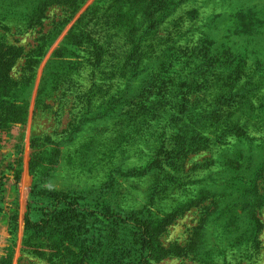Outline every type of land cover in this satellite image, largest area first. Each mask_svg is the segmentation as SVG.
I'll return each instance as SVG.
<instances>
[{"label": "trees", "instance_id": "obj_1", "mask_svg": "<svg viewBox=\"0 0 264 264\" xmlns=\"http://www.w3.org/2000/svg\"><path fill=\"white\" fill-rule=\"evenodd\" d=\"M87 1L0 0L5 31L10 19L29 30L43 27L53 6L62 12L48 33L40 29L29 51L0 32V130L28 118L35 92L37 109H52L46 101L55 94L66 98L73 115L62 139L49 138L50 147L39 151L41 163L34 153L31 170L38 180L28 200V232L52 226L77 236L81 230L92 233L79 239L81 252L97 253L102 264H154L170 251L162 241L167 226L190 208L209 209L205 223L226 220L221 227L232 225L242 235L259 230V219L246 224L245 218L264 207V159L256 150L264 149V50L251 56L253 49L236 48L232 36L248 27L255 45L264 43V1L243 0L220 14H204L213 0H96L89 11ZM74 141L110 173L150 177L145 203L128 208L118 198L93 201L78 189L46 187ZM204 153L202 162L188 167ZM135 154L142 160H131ZM7 186L1 178L0 203ZM104 186L80 190L104 193ZM238 204L248 211L244 216ZM99 219L113 238L94 231Z\"/></svg>", "mask_w": 264, "mask_h": 264}, {"label": "rangeland", "instance_id": "obj_2", "mask_svg": "<svg viewBox=\"0 0 264 264\" xmlns=\"http://www.w3.org/2000/svg\"><path fill=\"white\" fill-rule=\"evenodd\" d=\"M87 2L85 6L87 9L89 6L98 5L95 4L96 0ZM242 3L243 0H213L210 7L203 8V11L204 14L230 13V4L239 7ZM250 10L254 9L250 7L246 11L248 15L251 14ZM47 14L48 18L45 19L43 27L25 30L19 19H10L7 22L10 29L5 31L0 28V32L5 33L11 42L23 45L25 50L29 51L34 48L43 33H48L54 27L53 20L57 22V18L62 14L61 7L53 6ZM224 17L225 22L231 18L230 14ZM40 29L43 33L39 32ZM243 33L241 31L233 33L232 38L236 48H241L242 51L253 49L250 52L251 56L256 55L254 50H264V43L255 45L256 38L251 37V29L247 27ZM63 37L64 35L59 38L53 50L58 47ZM259 54L262 55L263 52ZM24 61L25 59H22L14 69V76L21 74ZM44 65L45 63L42 68ZM51 96L52 98L47 99L46 102L53 105L52 109H37L35 92V95L31 97L28 118L22 123L11 124L10 127L0 130V179L7 178L8 182L6 195L0 203V264H102L97 253L85 251L83 254L80 250L79 239L92 236V233L83 235L79 230L77 236H74V234L57 230L51 226L47 231L36 235L26 229L29 195L31 187L38 180L31 170L34 169L32 165L34 153L37 152L36 159L40 158L41 163L39 151L50 147L53 141L49 138L51 140L62 139L61 137L72 126L73 115L68 111L69 107L65 105L66 98L57 97L55 94ZM58 106L59 111L56 113ZM139 147L145 149L142 145ZM78 149L77 141L67 145L66 152L60 156L55 169L44 181L46 187L56 191L78 189L80 192L77 194L82 196L90 194L93 201L102 200V198L106 200L118 198L128 208L139 207L145 203L147 187L151 183L150 177L140 175L128 178L121 176L120 173H110L104 166V161L96 159L92 151L83 156L82 151ZM256 150L264 159V149L257 148ZM207 155L208 153H204L193 157L188 162V167L202 162ZM141 156L142 154H135L130 159L142 160ZM17 171L20 176L16 190L14 175ZM244 181L247 182V179ZM92 183L105 185L104 191H106L103 193L96 188L92 192L88 190L81 192V188H88ZM178 192L181 193V190ZM178 192L177 195H179ZM171 199L170 196L164 202L169 204ZM243 205H236L238 215L244 216L248 212L243 209ZM91 211L96 219L97 211L95 208ZM207 212L209 209L206 210L199 206L178 215L175 221L167 226L162 237L163 245L170 251L154 264H264V207L260 209L257 206L251 209L250 218H245L246 224L253 218L259 219V230L246 235L234 232L232 225L226 228L221 227L226 220L219 219L214 224L209 219L208 223H205ZM94 218L90 220L93 221ZM102 221L103 219H99V227H94V231L100 234L99 237L101 236L103 240L113 238L115 232H106L107 227ZM87 226L91 227V224ZM200 226L203 229L201 234H198ZM131 234L132 232L125 231L126 238L131 239Z\"/></svg>", "mask_w": 264, "mask_h": 264}]
</instances>
